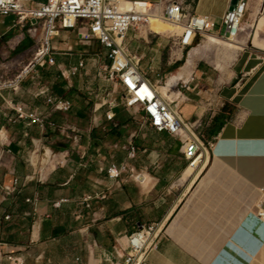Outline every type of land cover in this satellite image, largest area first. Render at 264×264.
<instances>
[{"label": "crops", "instance_id": "1", "mask_svg": "<svg viewBox=\"0 0 264 264\" xmlns=\"http://www.w3.org/2000/svg\"><path fill=\"white\" fill-rule=\"evenodd\" d=\"M45 1L25 0V4L35 7ZM134 1L149 2L153 15L162 14L167 3L176 1L186 16L183 22L193 15L208 16L220 33H224L221 18L232 2ZM0 17L13 19L12 25L0 29V40L10 39L13 45L22 25L14 15ZM30 26L26 32L35 45L30 46L29 37L19 36L17 51L39 45L42 28L37 25L36 31L29 32ZM81 42L74 33L61 30L53 42L61 52L57 65L68 68L85 53L97 55L98 60H88L79 77L94 71L100 76L103 58L95 50L104 49L98 43L88 47ZM187 48L195 52V59L192 53L170 74L173 87L169 77L163 85L166 93L172 90L166 101L185 126L174 135L145 129L135 121L119 125L111 142V134L97 137V128L109 122L106 115L111 111L104 108L98 115L97 108L75 105L68 113L50 116L56 130L42 132L24 122H9L7 117L14 111L8 108L7 98L48 111L44 98L35 95L41 89L54 94L60 88L58 66L46 69L56 72L54 83L45 84L40 73L38 83L29 79L18 94L5 92V99L0 98V138L5 143L2 182L11 185L18 177L21 186L6 200L0 197V264H11L9 255L23 264H112L123 259L127 237L147 224H161L162 230L156 237L158 247L147 254L144 264H264V221L257 216L264 210L260 195L264 188V0H248L235 42L197 36ZM182 82L189 83L188 89L175 90ZM71 94L72 87L62 97L71 100ZM86 113L90 119L85 123L90 124L84 128ZM191 139L209 147L197 168L188 167L183 158ZM130 145L137 149L134 160L128 158ZM123 163L129 169L118 181L111 180L107 168ZM87 197L91 200L85 203ZM58 202L60 206L55 205ZM7 214L12 215L9 221L4 219Z\"/></svg>", "mask_w": 264, "mask_h": 264}, {"label": "built area", "instance_id": "2", "mask_svg": "<svg viewBox=\"0 0 264 264\" xmlns=\"http://www.w3.org/2000/svg\"><path fill=\"white\" fill-rule=\"evenodd\" d=\"M165 0H159L164 2ZM248 0H238L233 10L227 11L221 18L224 33L215 31L214 25L208 16L193 15L185 22L186 16L182 13L180 5L176 1L166 4L162 14L153 15L152 5L147 1L134 0H46L32 7L25 4V0H0V16L14 15L17 23L24 25L31 23L29 32L36 31L37 25L42 28L38 50L30 58L28 64L12 79L0 81V98L5 99V92L11 91L18 94L23 84L39 75L42 69L58 66L62 77L71 81L73 77H79L86 69L87 62L91 58L85 53L75 64L68 68L57 65V56L61 52L54 48L53 42L60 36V31L74 33L76 38L89 45L98 43L103 49V61L99 65V75L104 74L105 81L121 86L126 92L125 106L137 113L136 120L142 123L145 129L159 133L174 135L185 126L180 116L171 108L170 104L162 99L155 86L145 73L138 67L126 47V41L130 31L141 26L150 27L151 17H160L171 24L179 25L181 32L176 35L177 42L184 47L193 44L197 36L205 37L213 35L218 38L236 41L247 11ZM35 21V24H32ZM71 51V50H69ZM193 81V78H190ZM189 83H179L175 90L188 89ZM36 97H43L48 111L41 112L35 108H29L25 103L16 102L13 98H7L6 104L14 114L8 116L9 122L17 124L24 122L28 126L37 127L44 132L47 129L56 130L57 126L49 121L50 116L56 112L68 113L73 108L69 99L50 93L49 89H41ZM105 105V104H103ZM113 113H107V120H112ZM4 139L0 138V165L4 152ZM212 146V145H211ZM209 147L199 140H190L183 150V158L188 167L197 168L205 159ZM128 158H137V149L130 145ZM129 169L125 163L121 165L111 164L107 168V175L113 181H118L122 173ZM138 176L136 179L138 180ZM21 181L18 177L13 179L11 185L2 182L0 169V197L6 200L8 194L19 193ZM261 203L264 202V188L260 191ZM105 196H103L104 198ZM91 197L84 199L89 202ZM27 202L33 203L32 199ZM60 206L61 202L55 204ZM89 207L90 205L87 204ZM257 216L264 221V210L260 209ZM4 219H12L11 214ZM162 230L161 224L142 225L139 230L132 232L127 237V246L123 259L112 260V264H144L147 254L158 247L156 237ZM11 264H23L9 255Z\"/></svg>", "mask_w": 264, "mask_h": 264}, {"label": "rangeland", "instance_id": "3", "mask_svg": "<svg viewBox=\"0 0 264 264\" xmlns=\"http://www.w3.org/2000/svg\"><path fill=\"white\" fill-rule=\"evenodd\" d=\"M12 21V18L0 17V29H5L6 26L12 25ZM29 24L30 23L22 25V30H20V33H18L16 37H13V45L9 43L10 39H4L3 42L0 40V81L14 78L28 64L30 58L33 57L37 52L38 46H35V48H32L28 51H23L24 48L21 49V51H17V45L19 44V41H21V38L18 39L19 36H21L22 39L29 37L32 41L30 46L35 45L34 38H31L26 32V28L29 27ZM81 44H85V46L87 45L89 47L88 42H81ZM126 47L129 50L130 55L135 58L137 65L141 67V69L155 84V86H157V88H162L166 100L169 101V93L172 92V90L170 89L169 93H166V88L160 84L162 79L161 75H163L164 71L163 67L168 65L175 58H183L187 62L193 52L191 50L188 51V48L186 51L185 48H182L178 44L177 38L174 37L173 27L162 25L161 23L150 25L149 29L146 27H141L140 29L130 31L126 41ZM95 52L103 57L104 51L102 49H96ZM194 55L196 57L195 52L193 53L192 60L195 59ZM161 64H163L162 68H160ZM50 71L51 70L46 69L41 70V72L39 71V75L41 73V77L44 80H42L38 75L34 76V81L38 83L39 79H41V81H43L45 84L50 82L54 83L55 80L53 75L56 76V72L52 74ZM57 76L59 78L58 73ZM168 77L169 75H167V78ZM61 79L59 84L60 88L55 89L54 94L58 96L68 95L72 87L73 94L70 95V98L73 100V105H75L77 108L83 107V109L87 110L89 108H97L98 113L96 114L98 115L101 110L107 108V110L113 113L114 117L112 120H109V122H107L104 127L101 126L97 128L99 131L97 133V137L103 138L105 135L111 134L113 136L109 137V140L112 142V140H115L117 137L116 134L119 125L122 123L137 121L136 111L133 109H128L125 106L126 92L124 89L121 86L106 82L104 80V74L98 76V74L96 75L94 71L93 74H89L88 76L83 75L82 77H73L72 81L69 83H67L68 81L64 80L62 77ZM48 80L50 82H48ZM169 82L172 83L170 86L173 87L175 85V82L170 80V77ZM103 104L105 105L103 106ZM34 105L36 107L41 106V104ZM70 115L72 116V114ZM74 116H76L75 113H73V117ZM86 117L87 118L84 119L82 118V121L84 122L82 127L84 128L90 124L85 123L86 120L90 119L89 113H86ZM133 130L134 129L131 131Z\"/></svg>", "mask_w": 264, "mask_h": 264}, {"label": "trees", "instance_id": "4", "mask_svg": "<svg viewBox=\"0 0 264 264\" xmlns=\"http://www.w3.org/2000/svg\"><path fill=\"white\" fill-rule=\"evenodd\" d=\"M180 45V44H179ZM181 46V45H180ZM182 48H185V50L187 51V47L181 46ZM185 63L183 58H175L173 61H171L168 65H165L163 67V75L162 79H161V85H164L167 82V75L170 76V74L176 70L177 68H179L180 66H182Z\"/></svg>", "mask_w": 264, "mask_h": 264}, {"label": "bare ground", "instance_id": "5", "mask_svg": "<svg viewBox=\"0 0 264 264\" xmlns=\"http://www.w3.org/2000/svg\"><path fill=\"white\" fill-rule=\"evenodd\" d=\"M157 23H161L162 25H167V26L173 27V29H174V37H175L176 35H179L180 32H181V29H180L179 25L171 24L169 21H167V20L164 19V18L154 17V16L151 17V23H150V25H155V24H157ZM206 36H213V35H206ZM206 36H205V37H206ZM214 37H216V36H214ZM217 38H218V37H217ZM224 40H226V39H224ZM226 41H228V42H235V41H230V40H226ZM158 92H159L160 96L162 97V99L166 100V97H165V95H164V93H163V90H162V92H161V90L158 88ZM45 153H46V152H45ZM141 178H142V177H141Z\"/></svg>", "mask_w": 264, "mask_h": 264}, {"label": "water", "instance_id": "6", "mask_svg": "<svg viewBox=\"0 0 264 264\" xmlns=\"http://www.w3.org/2000/svg\"><path fill=\"white\" fill-rule=\"evenodd\" d=\"M238 0H232L230 10H233L234 6L237 4Z\"/></svg>", "mask_w": 264, "mask_h": 264}]
</instances>
